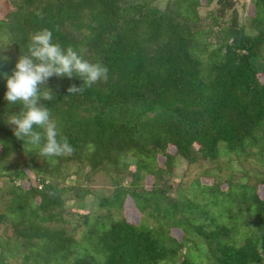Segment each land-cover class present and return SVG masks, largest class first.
Here are the masks:
<instances>
[{"label":"trees","instance_id":"trees-1","mask_svg":"<svg viewBox=\"0 0 264 264\" xmlns=\"http://www.w3.org/2000/svg\"><path fill=\"white\" fill-rule=\"evenodd\" d=\"M249 1L252 17L242 15L239 0H4L0 226L10 224L12 233L0 234V264L162 260L164 250L148 231L109 214L106 222L96 219L102 227L96 235L94 228H83L94 219L89 213L71 221L70 202L80 208L95 195L106 207L122 193H134L125 186L137 182L129 164L137 156L162 157L165 168L157 165L156 172L169 173L177 155L191 165L218 158L221 143L231 152L264 136V0ZM201 7L208 8V22L200 17ZM45 28L53 32V43L65 50L72 46L84 59L109 69L107 82L82 94L68 93L73 85L82 86L76 77L53 76L44 85L54 99L40 105L51 110L57 139L67 137L74 148L71 155L51 158L14 136L7 121L21 106L8 105L3 76L10 77L27 52L30 35ZM16 155L24 160L13 164L9 160ZM100 173L114 190L109 197L99 198L87 186ZM126 179L131 181L124 185ZM253 200L262 208L264 198L255 193ZM198 232L207 244V264L264 261L259 248L264 237L234 246L212 238L215 232ZM217 234L229 233L218 229ZM80 235L96 236L94 254L75 256L72 247Z\"/></svg>","mask_w":264,"mask_h":264},{"label":"rangeland","instance_id":"rangeland-1","mask_svg":"<svg viewBox=\"0 0 264 264\" xmlns=\"http://www.w3.org/2000/svg\"><path fill=\"white\" fill-rule=\"evenodd\" d=\"M239 1L242 15L252 17L253 2ZM243 2L244 9L240 7ZM211 6L214 4L209 8ZM5 8L4 0H0V16ZM207 10L201 7L198 11L200 17L206 16L203 23L209 21ZM169 150L173 153L172 149ZM23 160L24 157L16 155L9 161L14 164ZM163 162L162 157L137 156L130 159V170L137 172L138 179L134 186L130 183L125 187L135 192L122 193L106 207L98 205L99 199H95V195L80 203V208L71 201V221H79L81 215L89 213L94 219L91 218L88 226L83 228H94L97 235L102 227L100 220L96 219L102 217V222H106L110 219L109 214H113L116 220L127 219L138 229L148 231L164 250L162 260L156 264H180L185 259L192 264H207V244L198 232L201 228L215 232L211 234L212 238L220 236L222 243L234 246L245 238L264 237V202L261 208L253 200L255 193L262 200L264 198V184L260 182L264 178V136L231 152L221 143L218 158L191 165L177 155L171 172H156L157 165L165 168ZM158 174L161 178H157ZM130 181L126 179L124 185ZM153 182L155 186L152 188ZM87 186L99 198L109 197L114 191L108 177L102 173L94 176L92 182H87ZM218 229H226L228 236L217 234ZM11 233L10 224L0 226L2 236ZM95 237L80 235L72 247L75 256L94 254ZM259 248L264 250L262 241ZM259 264H264V261Z\"/></svg>","mask_w":264,"mask_h":264},{"label":"clouds","instance_id":"clouds-1","mask_svg":"<svg viewBox=\"0 0 264 264\" xmlns=\"http://www.w3.org/2000/svg\"><path fill=\"white\" fill-rule=\"evenodd\" d=\"M26 48L11 76L3 74L7 81L5 100L8 105L21 106L19 114L9 116L7 123L14 126V136L23 141V146L38 149L39 156L71 155L74 148L67 137L57 139V123L51 110L40 105L42 100L54 99L52 91L44 85L53 76L76 77L83 84L79 88L73 85L68 93L82 94L98 82H107L109 69L100 62L84 59L72 46L65 50L59 43H53V32L46 28L31 34Z\"/></svg>","mask_w":264,"mask_h":264}]
</instances>
